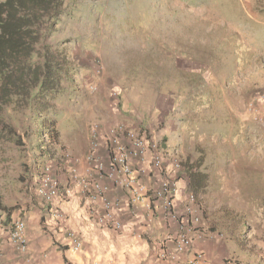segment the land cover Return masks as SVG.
Segmentation results:
<instances>
[{"label": "rangeland", "instance_id": "1", "mask_svg": "<svg viewBox=\"0 0 264 264\" xmlns=\"http://www.w3.org/2000/svg\"><path fill=\"white\" fill-rule=\"evenodd\" d=\"M56 30L49 43L64 48L72 74L49 103L60 144L40 160L27 110L7 112L22 146L0 144V201L26 233L33 217L43 222L35 188L46 169L65 227L60 200L83 195L75 176L92 173L93 144L101 155L121 126L157 145L183 200L193 196L199 228L209 219V237L237 242L225 263L264 264V89H255L264 85V0H68ZM133 161L152 167L153 153Z\"/></svg>", "mask_w": 264, "mask_h": 264}, {"label": "built area", "instance_id": "2", "mask_svg": "<svg viewBox=\"0 0 264 264\" xmlns=\"http://www.w3.org/2000/svg\"><path fill=\"white\" fill-rule=\"evenodd\" d=\"M138 131H125L121 126L111 130V134L106 140L104 139L108 166H105L102 155L97 153L98 146L93 144L88 156V159L93 162L92 173L84 177L75 176L74 182L78 183L88 205L97 207L98 223L112 230L118 231L123 227L119 214L123 209L122 199L117 196L108 198L109 187L106 182L99 181L95 174L98 177H106L112 181L114 188L123 190L128 207L136 210V206L144 203L142 205L148 210L156 211L162 217L169 218L173 224H176V232L164 239L158 257L162 261H173L177 254L190 250L194 241L203 237L204 232L196 224L197 218L193 210L195 201L192 195L183 200L180 210L178 208L176 210V197L181 190L179 181L176 176L168 172L167 168L163 169L162 157L157 145ZM147 151L153 153L152 167L149 170L153 177L151 185L141 181V169L135 168L133 161L144 160ZM171 163V168L176 170L175 168L179 166L176 158H172ZM35 191L48 207V218L55 223L60 222L62 212L56 205L59 199V182L50 176L48 169L39 178ZM66 192L68 193V190ZM134 216L138 217L135 211H133ZM61 228L66 233L70 251L79 252L82 247L81 237L68 228ZM0 230L5 232L8 244L18 253H28L30 247L24 220L12 218L8 226H1ZM176 264L210 263L203 252H197L190 259L184 261L177 259Z\"/></svg>", "mask_w": 264, "mask_h": 264}, {"label": "crops", "instance_id": "3", "mask_svg": "<svg viewBox=\"0 0 264 264\" xmlns=\"http://www.w3.org/2000/svg\"><path fill=\"white\" fill-rule=\"evenodd\" d=\"M257 56L261 58L263 54ZM260 70L264 73V67H261ZM258 79H263L262 74L258 75ZM257 88L264 89V85H256L255 89ZM101 150L105 166H108L105 144L102 145ZM141 169L147 175L150 166L143 164ZM251 169L252 165L249 166V170ZM95 176L99 181L106 182L109 187L108 198L117 196L122 199L123 209L122 212H119L123 223L121 230L115 231L98 223L97 207L89 206L84 195L80 194L78 190L71 200L65 202L60 200V202L61 206L65 208L63 209L66 215V224L64 222L62 224L82 239V247L79 252L70 251L66 233L51 218H48V207H46L42 211V224L35 221L36 217H33V222H36L33 223L35 224L34 228L32 231L28 229L26 233L30 247L28 253L20 254L10 244H4L5 234L0 231V264H176L177 259L180 261L190 259L197 252H203L210 264H236L235 261L227 263L225 261L231 255H238L240 247L228 234L223 239L209 237L210 231L207 228L209 219H205L202 223V230L204 233L208 232L207 236L195 240L192 248L177 254L174 257L175 260L162 261L158 257L160 246L164 239L175 234L176 224H173L169 218L162 217L156 211L148 210L142 205L144 203L136 206V210L128 207L123 190L114 188L112 181L106 177H98L96 174ZM143 178L149 184V177L144 176ZM182 192L183 190H180L176 197V210L177 208L181 209ZM133 211L137 212L138 217H133ZM36 216L39 217L38 214ZM41 228L47 229L49 234L45 235ZM47 236L59 244H55L54 240L53 242L49 241Z\"/></svg>", "mask_w": 264, "mask_h": 264}, {"label": "trees", "instance_id": "4", "mask_svg": "<svg viewBox=\"0 0 264 264\" xmlns=\"http://www.w3.org/2000/svg\"><path fill=\"white\" fill-rule=\"evenodd\" d=\"M67 1L0 0V144L22 146V137L7 112L27 110L38 127L40 160L52 159L46 147L60 144L56 112L49 103L63 80L72 77L71 69L65 67L64 48L49 43ZM46 112L50 116L46 117ZM14 213L15 208L0 201V227L8 226Z\"/></svg>", "mask_w": 264, "mask_h": 264}]
</instances>
